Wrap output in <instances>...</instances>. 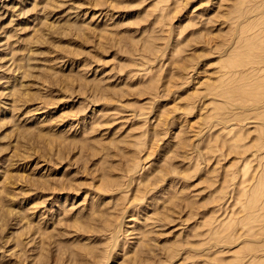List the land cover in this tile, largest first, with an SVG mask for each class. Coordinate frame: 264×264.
<instances>
[{
  "label": "rangeland",
  "instance_id": "1",
  "mask_svg": "<svg viewBox=\"0 0 264 264\" xmlns=\"http://www.w3.org/2000/svg\"><path fill=\"white\" fill-rule=\"evenodd\" d=\"M0 264H264V0H0Z\"/></svg>",
  "mask_w": 264,
  "mask_h": 264
},
{
  "label": "bare ground",
  "instance_id": "2",
  "mask_svg": "<svg viewBox=\"0 0 264 264\" xmlns=\"http://www.w3.org/2000/svg\"><path fill=\"white\" fill-rule=\"evenodd\" d=\"M262 2V1H261ZM248 45V44H247ZM253 46V45H252ZM254 46H256V45H254ZM248 47V46H247ZM256 47H258V46H256ZM249 48H251V47H249ZM237 62V61H236ZM237 63H239V62H237ZM241 63V62H240ZM245 63V62H244ZM243 62H242V64H244ZM241 64V65H242ZM240 65V64H239ZM263 68V67H262ZM253 86V85H252ZM257 87H258V85H257ZM256 89V88H255ZM230 90H232V89H230ZM233 90H234V88H233ZM235 90H236V87H235ZM228 91V90H227ZM226 91V92H227ZM249 91H250V89H249ZM230 92V91H229ZM252 92H255V91H252ZM236 93V92H235ZM232 94V93H231ZM234 94V93H233ZM260 94V93H259ZM230 95V94H229ZM232 96V95H231ZM261 97H263V95L261 96ZM260 97V98H261ZM247 98V97H246ZM251 98V97H250ZM254 98H256V97H254ZM248 99V98H247ZM253 99V98H252ZM258 100H259V98H257ZM263 99V98H262ZM261 100V99H260Z\"/></svg>",
  "mask_w": 264,
  "mask_h": 264
}]
</instances>
